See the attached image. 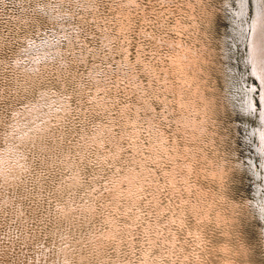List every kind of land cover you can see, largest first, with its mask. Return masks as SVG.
Segmentation results:
<instances>
[{
  "label": "rangeland",
  "instance_id": "rangeland-1",
  "mask_svg": "<svg viewBox=\"0 0 264 264\" xmlns=\"http://www.w3.org/2000/svg\"><path fill=\"white\" fill-rule=\"evenodd\" d=\"M262 39L264 0H0V264H264Z\"/></svg>",
  "mask_w": 264,
  "mask_h": 264
},
{
  "label": "bare ground",
  "instance_id": "bare-ground-1",
  "mask_svg": "<svg viewBox=\"0 0 264 264\" xmlns=\"http://www.w3.org/2000/svg\"><path fill=\"white\" fill-rule=\"evenodd\" d=\"M258 1V0H257ZM260 7V5L258 4L257 5V9H260L259 8ZM260 16H261V14L258 16V19H257V23H256V25H255V27L259 24V25H261L262 26V24H263V20L260 18ZM263 40V42H264V39H262ZM247 105L249 106V107H253L254 105L252 104V103H247Z\"/></svg>",
  "mask_w": 264,
  "mask_h": 264
}]
</instances>
